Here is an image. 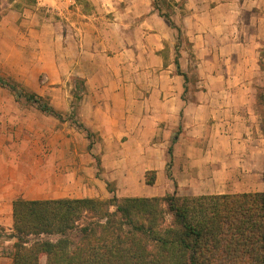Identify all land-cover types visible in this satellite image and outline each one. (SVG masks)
<instances>
[{"label":"crops","instance_id":"obj_1","mask_svg":"<svg viewBox=\"0 0 264 264\" xmlns=\"http://www.w3.org/2000/svg\"><path fill=\"white\" fill-rule=\"evenodd\" d=\"M28 1L32 9L16 10L23 0H0V7H7L1 22L20 31L25 41L31 38L38 56L29 74L20 73L16 82L48 99L62 121L41 111L23 110L8 126L18 137L25 134L30 140L18 146L33 153L20 154L19 161L46 163L57 172L39 180V185L54 192L25 197L20 190L15 196L14 190L10 209L0 211V225L11 227L12 203L17 198L264 192V138L252 97L245 96L240 113L223 110V125L218 126L229 131L233 121L239 122L241 137L233 141L229 136L230 142L219 153L216 124H210L214 113L207 112V105L198 111L193 99L184 98L187 80L176 67L177 61L187 79L194 56L196 69H230V54L249 53L250 38L264 39V0H172L169 20L153 8V0ZM216 56L221 57L222 67L214 65ZM76 82L81 83V99L73 120H65ZM147 172L155 173L152 185L145 183ZM5 183L6 176L0 174L2 202L7 200ZM73 186L82 189L73 195ZM0 264H12L8 254L0 252Z\"/></svg>","mask_w":264,"mask_h":264},{"label":"trees","instance_id":"obj_2","mask_svg":"<svg viewBox=\"0 0 264 264\" xmlns=\"http://www.w3.org/2000/svg\"><path fill=\"white\" fill-rule=\"evenodd\" d=\"M173 6L172 0H153V8L167 20ZM176 67L187 80L177 61ZM0 88L9 89L15 101L23 98L62 121L44 98L25 92L1 74ZM75 91L79 101L80 82ZM170 168L168 162L169 179ZM154 181L155 173L147 172L145 183ZM12 221L10 232L0 228V242L13 241L12 264H40L42 258L44 264H264V192L16 199Z\"/></svg>","mask_w":264,"mask_h":264},{"label":"rangeland","instance_id":"obj_3","mask_svg":"<svg viewBox=\"0 0 264 264\" xmlns=\"http://www.w3.org/2000/svg\"><path fill=\"white\" fill-rule=\"evenodd\" d=\"M23 1V6H16V10H20V8L32 9L28 0ZM0 8L2 9L0 13V74L18 84L22 90L28 93L30 91L27 88L16 82V76H20V73L29 74L31 62L37 61L38 56L32 51L31 38L25 41L20 38V31H17L8 23L1 22V17L7 14L5 11L7 7L1 6ZM262 25L264 26V22ZM250 40L249 51L251 52L230 54L229 60L232 62L230 69L227 67L196 69L193 64L198 60L191 56L192 67L188 70L184 98L193 99L198 111L206 110L205 105H207V112L211 110L214 113L212 117L214 119H210V124H216L214 128L215 142L219 144V149L216 148L219 153H223V148L230 142L229 136L232 137L233 141L240 140L241 137L239 122L235 123L233 121V126L229 131L227 127L223 128L220 121L223 118L222 112L232 108L240 113L239 109H243V100L246 95L252 97L253 110L260 117L261 133L264 138V39L250 38ZM214 63V65L222 67L221 57H214ZM45 103H49L48 99H45ZM77 103L74 85L71 90L70 113L63 115L65 120H73V112ZM23 110L30 113L40 112L35 104H28L23 98L15 101L14 94L9 89L0 88V174L5 175L7 178V183L3 185L7 200L5 202L0 201V211L3 214L4 211L8 212L10 209L9 202L18 195L19 190L22 196L25 195V197H32L35 193H44L47 190L54 192L52 187L39 185V180L55 177L57 171L54 172L55 170H52L51 166L46 163L40 165L29 159L23 160L22 163L17 159L20 154L29 157L33 153V150H31L32 152L25 150V148L21 150L18 146L20 142L29 143V137H26L25 134L23 137H18L10 131L11 129L8 126L11 120L19 119V115L15 113ZM44 115L46 114L44 113ZM218 124L222 125L218 126ZM14 157L15 164L12 163ZM98 169L100 171V168ZM80 189H82L80 186H73L70 191L73 195H76ZM107 189L113 191L112 186L107 187ZM14 190H16V193L15 196H12ZM71 193L69 194L71 195ZM52 197L46 196V199ZM2 227L10 232L12 225L11 227L4 224L0 225V228ZM12 245L13 241L0 242V252L9 255ZM43 263L44 259L42 258L40 264Z\"/></svg>","mask_w":264,"mask_h":264},{"label":"built area","instance_id":"obj_4","mask_svg":"<svg viewBox=\"0 0 264 264\" xmlns=\"http://www.w3.org/2000/svg\"><path fill=\"white\" fill-rule=\"evenodd\" d=\"M58 1H63V0H58Z\"/></svg>","mask_w":264,"mask_h":264}]
</instances>
